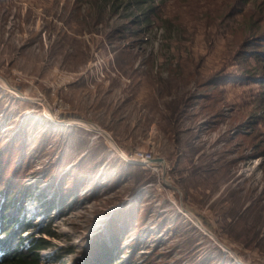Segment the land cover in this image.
<instances>
[{
  "label": "rangeland",
  "instance_id": "obj_1",
  "mask_svg": "<svg viewBox=\"0 0 264 264\" xmlns=\"http://www.w3.org/2000/svg\"><path fill=\"white\" fill-rule=\"evenodd\" d=\"M261 59L264 0H0V192L43 261L264 264Z\"/></svg>",
  "mask_w": 264,
  "mask_h": 264
},
{
  "label": "trees",
  "instance_id": "obj_2",
  "mask_svg": "<svg viewBox=\"0 0 264 264\" xmlns=\"http://www.w3.org/2000/svg\"><path fill=\"white\" fill-rule=\"evenodd\" d=\"M148 1L135 0V3L143 5ZM257 57H260L259 54ZM261 61L264 62V59ZM258 81L264 84V76ZM14 192H0V264H51L43 261L40 252L51 247L52 243L48 237L54 238L57 234L43 227L40 229V237L32 235L28 239L29 237L24 236L32 226V220L24 213V194L21 196L22 192ZM110 255L107 249H102L101 252L93 251L85 264H111Z\"/></svg>",
  "mask_w": 264,
  "mask_h": 264
},
{
  "label": "built area",
  "instance_id": "obj_3",
  "mask_svg": "<svg viewBox=\"0 0 264 264\" xmlns=\"http://www.w3.org/2000/svg\"><path fill=\"white\" fill-rule=\"evenodd\" d=\"M133 158V160H135L134 162L149 163L152 159V155L146 152H139Z\"/></svg>",
  "mask_w": 264,
  "mask_h": 264
},
{
  "label": "water",
  "instance_id": "obj_4",
  "mask_svg": "<svg viewBox=\"0 0 264 264\" xmlns=\"http://www.w3.org/2000/svg\"><path fill=\"white\" fill-rule=\"evenodd\" d=\"M98 132L103 133V134L106 135L108 138H110L111 140H113L112 137H111L107 132H105V131H103V130H101V129H98Z\"/></svg>",
  "mask_w": 264,
  "mask_h": 264
}]
</instances>
